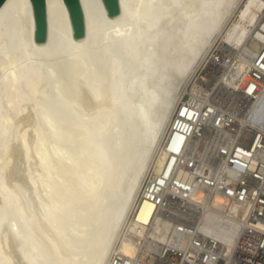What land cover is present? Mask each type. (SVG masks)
<instances>
[{"label": "bare ground", "instance_id": "bare-ground-1", "mask_svg": "<svg viewBox=\"0 0 264 264\" xmlns=\"http://www.w3.org/2000/svg\"><path fill=\"white\" fill-rule=\"evenodd\" d=\"M241 1L119 0L111 18L103 0H80L86 34L75 40L64 0H46L43 44L32 1H4L0 264H107L112 251L136 254L145 234L129 216L147 175L164 166L160 143L183 94L197 91L193 73L218 39L242 56L264 40L262 0L230 22ZM67 190L79 197L72 217H87L64 226ZM213 204L202 228L231 246L240 223L226 214L236 209L220 197ZM155 210L146 200L135 217L147 221ZM169 232L154 218L147 247L170 243Z\"/></svg>", "mask_w": 264, "mask_h": 264}, {"label": "built area", "instance_id": "built-area-1", "mask_svg": "<svg viewBox=\"0 0 264 264\" xmlns=\"http://www.w3.org/2000/svg\"><path fill=\"white\" fill-rule=\"evenodd\" d=\"M260 23L264 0L256 25L264 33ZM193 84L197 91L183 94L161 140L164 166L147 175L129 216L143 227L141 248L132 257L112 251L107 264H264V40L251 56L214 47ZM216 197L236 209L226 214L240 223L231 246L202 228L206 209L218 211ZM146 200L156 210L143 221L135 214ZM154 218L169 226L171 242L150 250Z\"/></svg>", "mask_w": 264, "mask_h": 264}, {"label": "water", "instance_id": "water-1", "mask_svg": "<svg viewBox=\"0 0 264 264\" xmlns=\"http://www.w3.org/2000/svg\"><path fill=\"white\" fill-rule=\"evenodd\" d=\"M5 0H0V6ZM35 16V42L43 44L48 36L46 0H31ZM70 15L75 40H81L86 34V24L80 0H64ZM107 15L111 18L120 13L119 0H103Z\"/></svg>", "mask_w": 264, "mask_h": 264}, {"label": "rangeland", "instance_id": "rangeland-1", "mask_svg": "<svg viewBox=\"0 0 264 264\" xmlns=\"http://www.w3.org/2000/svg\"><path fill=\"white\" fill-rule=\"evenodd\" d=\"M253 3H255V1L254 0H242L241 2H240V4H239V6H238V8L237 9H235V12H234V15L231 17V19H230V22L232 23L233 22V20L235 19V17H236V14L235 13H237V14H240L242 11H244L249 5H252L253 6ZM232 20V21H231ZM222 45H221V42L219 41V39L218 40H216L215 41V43H213V47H221ZM212 47V48H213ZM150 170V169H149ZM21 191H23L24 192V190L23 189H21ZM68 191V198H69V209H73V211H70V210H68V211H65V213H62L60 216H59V219H58V221H59V223L60 224H62V225H64V226H68V221H67V218L66 217H70L71 218V220H78V222H80L81 220H83V219H86V217H87V214L85 215V216H83V217H78V216H76V217H72V214L71 213H74L75 211H76V209H78V206H77V204H76V202L78 201V199H79V197H75V196H73V194H71L70 192H69V190H67ZM25 195H26V193H24ZM23 194V195H24ZM26 196H28V194L26 195ZM75 207V208H74ZM103 210L104 211H107L108 209H109V202L108 201H106L104 204H103ZM80 220V221H79Z\"/></svg>", "mask_w": 264, "mask_h": 264}]
</instances>
